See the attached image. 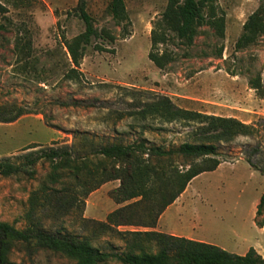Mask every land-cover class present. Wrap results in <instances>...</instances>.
I'll return each instance as SVG.
<instances>
[{"label":"rangeland","instance_id":"374dc122","mask_svg":"<svg viewBox=\"0 0 264 264\" xmlns=\"http://www.w3.org/2000/svg\"><path fill=\"white\" fill-rule=\"evenodd\" d=\"M79 1L0 0L7 10L0 14L4 25L0 105L16 104L28 112L14 122H0V158L22 155L28 146L70 144L79 132L109 141L131 143L145 138L155 145L176 147L190 139L191 126L138 114L146 103L162 96L182 108L255 123L257 135L219 145L227 160L195 177L160 215L154 229L241 255L253 247L264 257V226L257 224L264 221V206L256 214L264 174L246 160L253 154L259 161L253 148L264 147V96L250 83L264 74V34L237 46L252 14L264 21V0L207 1L202 7L207 22L198 27L193 44L166 30L167 41L155 51L173 59L162 68L149 53L152 31L161 22L168 0H124L122 21L110 13L112 0H86L95 35L83 46L79 76L71 79L66 77L74 67L67 45L85 31ZM33 170L32 174L0 175L1 222L25 229L32 214L50 231L86 234L107 252L123 249L120 235L94 233L92 223L85 224L76 208H67L62 192L52 195L64 184L48 181L49 162L39 160ZM119 185V180H112L92 191L85 199L83 216L105 221L111 211L129 203L118 204L111 197ZM33 196L38 200L33 202ZM119 230L150 228L121 226ZM7 252V264H75L60 253L20 240H9ZM97 264L123 263L110 259Z\"/></svg>","mask_w":264,"mask_h":264},{"label":"trees","instance_id":"16d2710c","mask_svg":"<svg viewBox=\"0 0 264 264\" xmlns=\"http://www.w3.org/2000/svg\"><path fill=\"white\" fill-rule=\"evenodd\" d=\"M207 1L209 0H168L162 20L156 24L157 28L151 35L152 50L149 58L157 66L162 68L173 59L166 52L155 51L159 44L167 41L166 30L174 32L187 45L193 44L198 35V27L207 22L202 12ZM77 10L85 24V31L67 45L74 64L66 73V77L71 79L79 76L83 46L89 44L95 35L93 19L86 9V0L79 1ZM109 10L117 21L126 18L124 0H112ZM6 11L0 2V14ZM222 28L218 23L220 32ZM2 29L4 25L0 22V30ZM260 34H264V21L254 13L244 24V32L239 37L237 46H245ZM99 49L103 50L101 47ZM250 83L259 95L264 96V74L263 77L251 79ZM26 113L28 112L23 107L16 104H1L0 122H14ZM138 114L143 119L150 115L166 122L181 121L192 127L188 132L190 139L176 147L166 148L149 143L145 138L124 143L79 132L70 144L54 142L48 147L33 145L23 148V151H29L22 155L0 158L2 176L32 174L33 167L39 160L49 162L51 171L47 175L48 181L64 184L61 189L52 190V195L62 192L67 208H76L85 224L92 223L94 233L120 235L125 244L123 249L107 252L94 245L92 238L86 234L50 231L39 221H34V216L29 214L31 220L25 229L0 221V264L8 263L9 240L31 242L41 249L52 250L70 258L75 264H97L110 259L123 264H264V257L253 247L241 255L212 243L154 229L160 215L195 177L217 169L227 160L222 157L220 144L232 142L239 136L253 137L259 132L258 126L255 123H244L235 117L182 108L167 96L146 103ZM253 153L260 155V160L255 161L251 154L246 158L247 162L264 174V147L255 146ZM20 157L24 160L18 161ZM112 180L120 181V185L110 193L113 200L118 204L129 203L111 211L105 221L85 218L83 211L87 196ZM36 200L38 198L33 196L32 201ZM263 206L264 192L257 206V215L261 214ZM257 224L263 227L264 221ZM121 226L145 227L150 230H119Z\"/></svg>","mask_w":264,"mask_h":264}]
</instances>
